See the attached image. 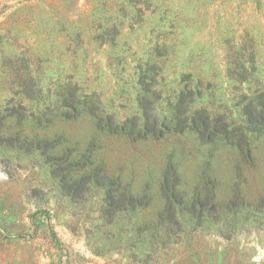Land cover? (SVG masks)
Returning a JSON list of instances; mask_svg holds the SVG:
<instances>
[{"label": "rangeland", "instance_id": "374dc122", "mask_svg": "<svg viewBox=\"0 0 264 264\" xmlns=\"http://www.w3.org/2000/svg\"><path fill=\"white\" fill-rule=\"evenodd\" d=\"M187 74L237 120L264 0H0V264H264V126L176 130Z\"/></svg>", "mask_w": 264, "mask_h": 264}, {"label": "trees", "instance_id": "16d2710c", "mask_svg": "<svg viewBox=\"0 0 264 264\" xmlns=\"http://www.w3.org/2000/svg\"><path fill=\"white\" fill-rule=\"evenodd\" d=\"M182 82L185 83V86L178 93L177 101L174 105L176 130L183 131L188 128L197 130L204 140H212L218 136H222L226 139L233 140L243 153H249L248 136L259 132L264 126V87L257 88L251 97L243 93L242 99H248L249 101L236 120L233 119L231 114H217L209 111L206 107H196L195 103L197 100H202L201 81L198 80L195 86H191L193 84L192 75L187 74L183 77ZM19 116L23 118L24 113H20ZM146 120L148 121L146 125L149 130L157 133L159 130L157 119L150 111L146 114ZM173 172V168L170 167L163 189L168 203L177 205L180 203V198L175 191L177 179L172 178ZM96 176L98 178V185H104V176L101 177L103 178L102 180L99 179V175ZM175 178L177 177L175 176ZM144 201L145 199L143 198L136 199L131 196L127 200V205L136 208L143 205Z\"/></svg>", "mask_w": 264, "mask_h": 264}]
</instances>
